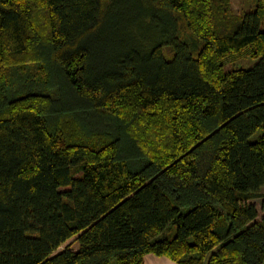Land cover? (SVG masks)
<instances>
[{"label": "trees", "instance_id": "1", "mask_svg": "<svg viewBox=\"0 0 264 264\" xmlns=\"http://www.w3.org/2000/svg\"><path fill=\"white\" fill-rule=\"evenodd\" d=\"M260 210L264 0H0V264H264Z\"/></svg>", "mask_w": 264, "mask_h": 264}, {"label": "rangeland", "instance_id": "2", "mask_svg": "<svg viewBox=\"0 0 264 264\" xmlns=\"http://www.w3.org/2000/svg\"><path fill=\"white\" fill-rule=\"evenodd\" d=\"M231 2H232L233 10L237 13H242L246 9L253 8L256 0H231ZM260 59L261 58L252 57L251 54L249 53L248 49H246L244 52H238V53L232 52L224 59V62H223L224 63V69L226 71H228V70L237 69V68H251L257 62H259ZM260 134H261V131H258L252 137V140L256 139ZM251 202L255 203L258 206V208H261L260 199H258V198L252 199ZM263 215H264V210H260V217ZM69 243L71 244V247L73 249H76L79 247L78 242L70 240ZM156 256H158V255H156ZM170 260H172V259H170ZM172 261L180 264L179 262H177L175 260H172Z\"/></svg>", "mask_w": 264, "mask_h": 264}, {"label": "crops", "instance_id": "3", "mask_svg": "<svg viewBox=\"0 0 264 264\" xmlns=\"http://www.w3.org/2000/svg\"><path fill=\"white\" fill-rule=\"evenodd\" d=\"M144 264H178L164 256L146 255Z\"/></svg>", "mask_w": 264, "mask_h": 264}]
</instances>
